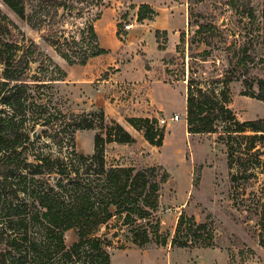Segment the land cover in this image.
<instances>
[{
  "label": "rangeland",
  "instance_id": "1",
  "mask_svg": "<svg viewBox=\"0 0 264 264\" xmlns=\"http://www.w3.org/2000/svg\"><path fill=\"white\" fill-rule=\"evenodd\" d=\"M105 1L101 16L105 10L114 11L118 31L120 26L122 31H127L125 24L132 22L139 0ZM187 5L189 25L184 31L185 41L182 43L180 39L172 51L152 62V79L166 82L161 84L152 83L151 78L144 81L120 78V71L125 70L136 55L140 58L138 47L127 48L129 38L124 32L117 35L116 41H110L108 53L100 54L96 59H92L96 56L89 57L86 64L80 62L92 47L91 38L83 32L89 20L96 28L99 18H93L99 11L97 6L86 10L82 17L65 15L47 18V22L35 18L34 26L0 0V11L8 17L15 38L20 43L34 39L41 46V60L32 64V73L39 72L44 80L62 76L55 66L66 73L62 80H48L47 84L35 87L33 93L41 105L35 112L36 117L43 119L44 114L61 109L65 114L87 115L96 125L94 129L76 130L74 142L66 138L70 137L73 127L66 128L60 134L64 137L62 145L42 136L34 148L62 157L73 151L93 153L94 137L101 125L99 111L103 109L108 121L114 119L136 135V140L131 143H105L108 167L160 166L169 172V179L160 190L158 206L146 220L138 219L128 226L123 224L122 217L115 216L100 227L99 235L110 241L107 248L111 264H264V245L260 243L258 226V203L264 201V142L257 140L256 147L241 154L242 158L234 150L238 163L230 166L225 134L188 131L185 94L190 78L205 88H223L221 81L231 70L235 68L240 72L242 69L236 60H231L245 45L254 62H249L250 70L241 75L242 79L264 78V0H188ZM50 31L64 34L71 41L76 38L77 42L67 45L60 40L57 45H52L42 38ZM160 40L167 46L168 35H162ZM98 41L104 45L99 36ZM65 54L75 63H71ZM2 72L3 65H0V81ZM245 89L241 81L224 87L236 117L241 121L264 117V103L244 94ZM2 107L0 102V109ZM175 113L180 115L179 120L168 124L160 122L161 118H169ZM132 117L150 118L154 129H163V145L151 144L142 130L130 124L128 119ZM41 126L38 125V130ZM51 133L57 136L55 129ZM252 133L247 131L249 135ZM240 142L250 143L248 139L233 140L235 145ZM233 174L238 177L234 181ZM182 213L187 217L194 215L198 222L206 224L201 237L192 246L171 243ZM140 223H146L151 230L153 241L146 247L127 238L129 229ZM33 232L36 233L35 229ZM166 235H169L166 244L155 242ZM185 235L183 231L182 238ZM77 239L75 229L65 232L67 245Z\"/></svg>",
  "mask_w": 264,
  "mask_h": 264
},
{
  "label": "trees",
  "instance_id": "2",
  "mask_svg": "<svg viewBox=\"0 0 264 264\" xmlns=\"http://www.w3.org/2000/svg\"><path fill=\"white\" fill-rule=\"evenodd\" d=\"M3 1L20 18L34 26L32 22L35 18L47 22V18H62L65 15L82 17L92 6L98 7L99 11L93 18L97 20L101 16V6L106 5L105 0ZM157 14L150 4L142 3L137 19H153ZM91 21L86 22L83 34L89 35L92 47L85 52L80 61L82 64H86L89 57L109 52L99 44L94 22ZM9 22L0 11V65H3L0 81V102L3 104L0 109V264H69L70 261L75 264H111L107 248L110 241L99 235L100 227L115 216L122 217L123 224L128 226L138 219L146 220L158 206L160 190L169 179V172L160 166L108 167L105 143H131L136 139L118 121H108L103 109L99 111L101 125L94 137L93 153L73 151L71 155L62 157L44 149H35L36 141L42 136L62 145L64 137L61 138L60 134L66 128L73 127L70 137L66 138L74 142L76 130L94 129L96 125L87 115L65 114L61 109L44 114L43 119L36 117L35 112L41 109V105L37 103L38 96L33 93L36 92L35 87L47 84L48 80H62L66 73L58 66L54 68L57 67L61 77L44 80L39 72L32 73V64L41 60V46L34 39L20 43ZM122 28L120 26L118 34ZM162 35H168L167 31L156 30L160 49L166 48L160 40ZM42 38L52 45H57L60 40L67 45L77 42L76 38L71 41L55 31L44 34ZM184 41L185 34L182 32L181 42ZM65 56L75 63L67 54ZM234 58L231 61L236 60L242 69L240 72L232 69L230 75L221 81L224 87L241 81L246 88L244 94L264 103V78L242 79L241 76L249 72V62H254L249 48L245 45L236 51ZM224 87L205 88L194 78L189 79L186 92L187 128L193 134H225L228 138L229 165L234 166L238 163L234 150L242 158L241 154L249 153L256 147L257 140L264 142V117L239 120L228 104V92ZM128 121L142 130L151 144L163 145V129H154L150 118L132 117ZM39 124L42 125L41 130H38ZM54 129L57 136L51 133ZM247 131L253 133L249 135ZM236 139H248L250 143L235 145L233 140ZM237 178L236 174L232 175V181ZM258 206L260 243L264 245V201L260 200ZM205 227L206 224L198 222L194 215L187 217L182 213L172 245L192 246ZM69 229H75L78 235L71 245H67L65 240V232ZM183 231L186 232L184 238ZM129 234L127 238L141 247L153 241L146 223L129 229ZM168 237L166 235L155 242L166 244Z\"/></svg>",
  "mask_w": 264,
  "mask_h": 264
},
{
  "label": "crops",
  "instance_id": "3",
  "mask_svg": "<svg viewBox=\"0 0 264 264\" xmlns=\"http://www.w3.org/2000/svg\"><path fill=\"white\" fill-rule=\"evenodd\" d=\"M142 3L150 4L158 14L153 19L139 21L137 19V13ZM187 4L188 0H139L136 13H134L132 19V28L122 32L126 33V36L129 38L127 48L138 47L140 58L138 59L136 55V57L126 65L125 70L120 71L121 79H126L128 81H144L147 78H154L152 74L154 70L152 62L156 59L160 60L165 53L172 51L181 39L182 32L188 29L189 12ZM116 18L117 16L114 11L105 10L96 22V31L105 48H110V41H116L117 39L118 26ZM156 30H165L168 33V43L164 49L159 48ZM132 45L137 46L132 47ZM100 56L101 55L92 59L99 58ZM151 82L166 84L163 79H152ZM159 110L161 109L159 108ZM132 134L136 137L134 133Z\"/></svg>",
  "mask_w": 264,
  "mask_h": 264
},
{
  "label": "built area",
  "instance_id": "4",
  "mask_svg": "<svg viewBox=\"0 0 264 264\" xmlns=\"http://www.w3.org/2000/svg\"><path fill=\"white\" fill-rule=\"evenodd\" d=\"M132 26H133L132 22H129V23H126V24H125V28H126V30L131 29ZM179 119H180V115L177 114V113H175V114L171 115L169 118H161V119H160V122H161L162 124H168L169 121H177V120H179Z\"/></svg>",
  "mask_w": 264,
  "mask_h": 264
}]
</instances>
